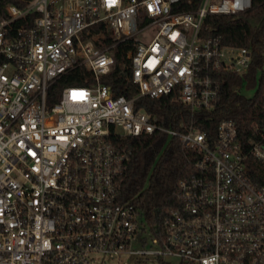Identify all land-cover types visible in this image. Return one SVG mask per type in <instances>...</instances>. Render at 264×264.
Here are the masks:
<instances>
[{
  "label": "built area",
  "instance_id": "2783aa9c",
  "mask_svg": "<svg viewBox=\"0 0 264 264\" xmlns=\"http://www.w3.org/2000/svg\"><path fill=\"white\" fill-rule=\"evenodd\" d=\"M252 2L31 0L7 7L0 19V264H126L123 256L264 264V123L245 140L224 119L213 137L194 122L165 126L137 109L143 97H174L192 114L214 110L219 76H244L253 52L223 44L204 24L209 16L246 13ZM120 47L127 49L121 67H130L138 89L133 98L102 81ZM78 69L84 84L59 89ZM244 87L234 92L243 95ZM155 134L166 137L164 147L179 139L195 161L178 183V205L150 227L140 209L120 201V176L133 155L125 143Z\"/></svg>",
  "mask_w": 264,
  "mask_h": 264
},
{
  "label": "trees",
  "instance_id": "16d2710c",
  "mask_svg": "<svg viewBox=\"0 0 264 264\" xmlns=\"http://www.w3.org/2000/svg\"><path fill=\"white\" fill-rule=\"evenodd\" d=\"M29 1L0 0V19L7 16L9 5L22 8ZM208 25L212 34L221 36L223 44L252 49L253 62L248 72L244 76H219L221 93L215 109L210 112L204 110L192 114L174 97H143L137 101V109L158 116L165 126L178 128L182 120L188 125L194 122L195 126L213 137L222 120L232 119L239 127L241 136L247 140L254 135L255 125L264 123V0H253L251 9L240 15L209 16L204 27ZM126 51V47L116 51V65L102 81L112 86L116 96L133 98L138 94V89L130 81V67H121ZM85 77L82 69H78L61 81L58 88L83 85ZM245 82L249 89H256L254 97L248 98L234 92L236 86ZM165 141L164 135L155 134L142 135L125 143L132 149L133 155L120 176V201L129 202L140 209L150 227L160 222L159 213L164 208L178 205V183L194 172V153L184 149L179 139H172L164 147Z\"/></svg>",
  "mask_w": 264,
  "mask_h": 264
},
{
  "label": "rangeland",
  "instance_id": "374dc122",
  "mask_svg": "<svg viewBox=\"0 0 264 264\" xmlns=\"http://www.w3.org/2000/svg\"><path fill=\"white\" fill-rule=\"evenodd\" d=\"M264 71V66H263ZM261 72H259L260 74ZM256 93V89H247L246 87L243 88L242 94L248 98L254 97ZM142 246L139 243L134 244V248H141ZM148 247V244L146 248ZM123 262L126 264H170L171 262H177L174 259H168L166 262H160L155 256H147V257H135V256H123ZM106 264H113V261L109 258L107 259Z\"/></svg>",
  "mask_w": 264,
  "mask_h": 264
}]
</instances>
